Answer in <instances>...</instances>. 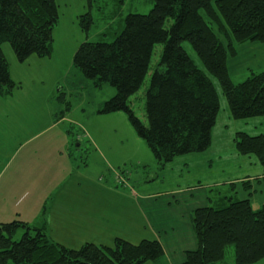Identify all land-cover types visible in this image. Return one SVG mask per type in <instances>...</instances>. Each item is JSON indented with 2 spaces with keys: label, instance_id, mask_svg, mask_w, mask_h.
<instances>
[{
  "label": "trees",
  "instance_id": "1",
  "mask_svg": "<svg viewBox=\"0 0 264 264\" xmlns=\"http://www.w3.org/2000/svg\"><path fill=\"white\" fill-rule=\"evenodd\" d=\"M154 1L147 15H128L113 42L82 43L73 66L96 89L108 84L115 90L99 114H125L163 170L176 158L211 148L220 111L214 84L184 50L185 42L218 80L232 119L264 117V71L251 72L235 84L228 65L237 57L239 45L264 43V0ZM58 21L55 0H0L1 93L4 88L11 94L15 88L2 44L10 43L22 63L31 56L50 57ZM79 23L88 33L93 25L90 14L81 16ZM157 46L162 51L155 63ZM149 75L144 123L131 98ZM235 148L238 155H254L264 169V135L238 132ZM238 184L242 188L248 183ZM192 226L199 247L187 252L184 264H223L230 249L235 264L264 259V206L254 211L250 199L230 198L198 209ZM20 231L22 238L14 240ZM164 257L158 241L134 245L116 239L113 247L87 243L72 250L53 242L42 227L18 220L0 224V264H162Z\"/></svg>",
  "mask_w": 264,
  "mask_h": 264
},
{
  "label": "rangeland",
  "instance_id": "2",
  "mask_svg": "<svg viewBox=\"0 0 264 264\" xmlns=\"http://www.w3.org/2000/svg\"><path fill=\"white\" fill-rule=\"evenodd\" d=\"M55 3L59 21L53 31L50 57L31 56L22 63L10 43L1 46L15 88L11 94L4 88V92H0V224L18 220L30 227H42L53 242L72 250H79L85 243L111 245L114 241L106 242L110 222H82L80 200L96 199L110 215L122 212L115 208L116 203L121 205L116 200L132 201L129 194H136L132 187L137 189V185L160 189L164 180L167 185L179 184L186 189L188 183L199 178L209 179L208 184L220 182L225 177L223 167L241 162L233 156L236 134L264 135V117L232 119L218 80L185 42L184 50L214 84L220 111L212 132L213 146L205 153L207 165L180 173L176 163L162 170L125 114H99L105 103L115 96V90L108 84L96 89L92 81L73 66L74 55L82 43L113 42L128 15H147L155 1L55 0ZM87 14L93 21L88 33L79 23V18ZM161 51L162 47L157 46L153 62L158 61ZM256 51L252 47V55H256ZM248 55L241 52L231 61L239 63L235 71L229 69L235 84L244 82L251 72L264 70L257 66L258 55L256 60H247L245 64L243 59ZM149 83L150 75L141 91L131 98L132 108L144 123L145 92ZM85 134L92 139V144L79 140ZM116 174L129 179L127 182L131 181L134 186L130 184L129 190L123 188ZM153 179L158 180L156 185L150 183ZM208 190L212 197L216 192L230 193L214 186ZM246 198L242 191L235 199ZM260 202L264 203V195ZM130 209L129 216H134ZM52 210L55 217L48 218ZM131 232L127 228L125 233L129 234L125 240L139 244L141 240L134 238ZM22 235L20 231L14 240L19 241ZM223 264H234L232 249Z\"/></svg>",
  "mask_w": 264,
  "mask_h": 264
},
{
  "label": "crops",
  "instance_id": "3",
  "mask_svg": "<svg viewBox=\"0 0 264 264\" xmlns=\"http://www.w3.org/2000/svg\"><path fill=\"white\" fill-rule=\"evenodd\" d=\"M252 47L254 50H258L256 51V55H252ZM262 47H264V44L245 43L239 45L237 47L236 58L239 57L241 52L243 55L249 53V55L243 59V62L247 64V60H250V62L251 60H256V56L258 55L260 61L257 66H259V68L260 66L264 68V50H262ZM231 61H234V59L229 61V69L235 71L239 63ZM64 120L68 121L67 119ZM227 127H229V125H227ZM79 140L86 141L89 144L93 143L92 139H90L87 134ZM233 156L241 162H234L229 166L223 167L222 173L225 174V177L222 178L220 182L208 184L207 182H209V179L199 178L196 182L188 183L189 187L183 189L179 184L170 186L162 180L160 189L149 187L141 188L138 185L136 189L132 187L134 184L130 181V183L127 184V189L129 190L128 187L131 184L130 186L136 190V194L133 196L129 194V197H132V201L125 199L116 200V202H119L121 205L118 206L117 203L114 205L115 208L122 210V212L108 215L105 211L106 207L104 208L98 200L84 199L79 202L82 206L80 220L82 222L108 220L110 224L108 225L106 234H109V238L106 242H112L116 239L125 240L127 234H129L125 233L128 228L129 232L132 231L130 234L138 240L158 241L161 244L165 254L162 264H184L187 252H194L199 247L192 226V215L196 210L211 207L214 204H219L220 201L230 198L236 201L235 198H238L242 191L245 192L246 199L251 200L254 211H258L264 206V203L260 202V198L264 195L263 167L257 158H240L236 148L233 152ZM205 157V153L179 157L165 169L177 163L180 173H183L184 170L189 172L190 170L199 168L201 165L206 166L207 162L204 160ZM128 180L129 179H127V181ZM152 181H150V183L153 185L158 183V180L153 179ZM242 182H247V186L241 188L238 183ZM148 184L149 183L145 185ZM249 184L251 188L248 187ZM211 186L215 188L220 187V189L224 188L230 193L226 195L225 193L216 192L215 196L212 197L211 191L208 190ZM231 192L233 193L231 194ZM129 193H131V191H129ZM134 208H136V210ZM129 209L134 216H129ZM134 212L137 213V216ZM121 216L124 217L121 218ZM54 217L55 210H52L48 218ZM145 233H147V235ZM113 244L97 243L98 246H112ZM257 264H264V259Z\"/></svg>",
  "mask_w": 264,
  "mask_h": 264
},
{
  "label": "bare ground",
  "instance_id": "4",
  "mask_svg": "<svg viewBox=\"0 0 264 264\" xmlns=\"http://www.w3.org/2000/svg\"><path fill=\"white\" fill-rule=\"evenodd\" d=\"M129 188V187H128Z\"/></svg>",
  "mask_w": 264,
  "mask_h": 264
}]
</instances>
